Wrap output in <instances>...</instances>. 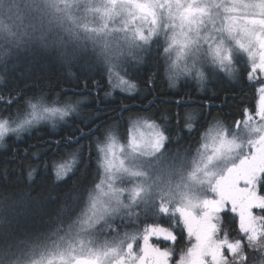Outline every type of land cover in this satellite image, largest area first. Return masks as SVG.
<instances>
[{"label": "snow or ice", "instance_id": "1", "mask_svg": "<svg viewBox=\"0 0 264 264\" xmlns=\"http://www.w3.org/2000/svg\"><path fill=\"white\" fill-rule=\"evenodd\" d=\"M33 49L65 61L94 59L109 87L128 94L138 85L129 78L127 57L137 65L162 60L173 88L182 76L202 88L209 70L230 79L246 71L249 84L259 87L254 112L245 107L231 126L214 119L194 154L189 147L167 155L169 136L150 116L130 117L126 142L114 126L106 129L95 142L91 181L65 201L50 232L17 239L22 201L0 200V264H249V251L264 264V0H0V66L7 71L14 57ZM81 103L27 99L23 113L0 117V145L41 120H64ZM183 119L194 132V112ZM80 163L81 148L53 160L55 181L70 179ZM35 172L29 163L30 181ZM225 216L239 238L224 230ZM165 218L167 227L159 222ZM184 234L189 246L176 259Z\"/></svg>", "mask_w": 264, "mask_h": 264}, {"label": "trees", "instance_id": "2", "mask_svg": "<svg viewBox=\"0 0 264 264\" xmlns=\"http://www.w3.org/2000/svg\"><path fill=\"white\" fill-rule=\"evenodd\" d=\"M86 60L65 61L54 51L33 49L14 57L7 71L0 66V77H3L0 97L4 100L0 102V117L15 116L17 109L23 112L29 98L33 101L42 98L45 104L58 105L83 101L77 113L69 115L55 127L39 124L28 133H22L19 139L8 136L0 148V200L22 201L17 208L21 225L15 232L17 239H30L37 233H47L56 228L65 201L81 193L91 181L96 170L95 142L97 138L104 139L106 129L114 126L113 130L124 141L130 117L150 116L164 126L165 134L169 136L165 149L167 155L175 154L177 150L184 152L189 147L194 154L201 133L214 119H221L231 126L243 118L245 107L255 110L258 84H249L247 72L243 70L234 80L221 73L208 75L202 88L195 79L183 77L173 88L165 78L162 60L147 58L139 65L131 60L126 63L129 78L138 87L128 94L111 89L104 68L94 59L87 63ZM149 77H152L151 84L148 83ZM109 92L112 94L106 95ZM10 99L11 104L6 103ZM178 100L181 103H177ZM186 111H193L196 115L192 133L184 128ZM164 116L169 119L165 121ZM85 121L89 122L85 124ZM68 137H79L78 143L69 142ZM77 148H81V163L75 175L66 181H55L52 161L66 158ZM34 152L40 155L33 157ZM45 162L48 163L47 169ZM29 163L36 169L31 181L27 176ZM85 164H88L87 169ZM159 222L165 227L169 225L167 218ZM223 228L232 238L237 237L236 225L229 216L224 217ZM187 244L184 234L175 249Z\"/></svg>", "mask_w": 264, "mask_h": 264}, {"label": "rangeland", "instance_id": "3", "mask_svg": "<svg viewBox=\"0 0 264 264\" xmlns=\"http://www.w3.org/2000/svg\"><path fill=\"white\" fill-rule=\"evenodd\" d=\"M175 58V57H174ZM131 60H133L131 57H127L126 58V63L127 62H129V61H131ZM180 64H181V66L183 65V61H180ZM219 73H221V74H223L224 76H226V77H228V75H226L225 73H223V72H219V71H217V72H212L211 70H209L208 71V75H213V74H215V75H219ZM183 77H189V78H192V79H194V77L193 76H182L181 78H183ZM229 78V77H228ZM231 80H234V79H231ZM257 87H259V85L257 86ZM119 90V89H118ZM45 104V103H44ZM46 106H62V105H58V104H45ZM25 111V110H24ZM23 111V112H24ZM62 121H64V120H60L59 119V117H54V118H52L51 120H41L36 126H34L33 128H35V127H37L39 124H48V125H50V126H53V127H55L59 122H62ZM210 126V125H209ZM209 128V127H208ZM207 128V129H208ZM206 131V130H205ZM204 131V132H205ZM128 132H129V130H128ZM128 132H127V134H126V138H125V140H124V142H126L127 141V137H128ZM203 132V133H204ZM149 223L150 222H152V221H148ZM141 227H143V224H141ZM125 229L122 227L121 228V231H124ZM236 234H237V237L236 238H232V239H237V238H239V234H238V230H237V228H236ZM168 245H166V246H162V247H167ZM189 245L187 244L185 247H181L180 249H178V250H176L175 249V252H176V259H178L179 258V254H180V252H181V249H186L187 247H188ZM248 255H249V264H253V257H256V259H255V264H260L261 263V261H260V254L259 253H253V252H251V251H249V253H248ZM173 264H175V260L173 261Z\"/></svg>", "mask_w": 264, "mask_h": 264}, {"label": "bare ground", "instance_id": "4", "mask_svg": "<svg viewBox=\"0 0 264 264\" xmlns=\"http://www.w3.org/2000/svg\"><path fill=\"white\" fill-rule=\"evenodd\" d=\"M21 113H23V112H21ZM50 126V125H49ZM53 127V126H52ZM33 129V128H32ZM29 131H27L26 133H28ZM9 136H14V138H16V136L15 135H9ZM4 146V144L3 145H0V148H2Z\"/></svg>", "mask_w": 264, "mask_h": 264}]
</instances>
